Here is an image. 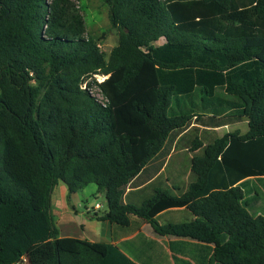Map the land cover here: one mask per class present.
I'll return each instance as SVG.
<instances>
[{
    "label": "trees",
    "instance_id": "obj_1",
    "mask_svg": "<svg viewBox=\"0 0 264 264\" xmlns=\"http://www.w3.org/2000/svg\"><path fill=\"white\" fill-rule=\"evenodd\" d=\"M81 1L0 0V264H139L60 237V182L105 193L116 240L147 222L171 251L198 245L196 264H264L245 189L264 179V0H104L108 57Z\"/></svg>",
    "mask_w": 264,
    "mask_h": 264
},
{
    "label": "rangeland",
    "instance_id": "obj_2",
    "mask_svg": "<svg viewBox=\"0 0 264 264\" xmlns=\"http://www.w3.org/2000/svg\"><path fill=\"white\" fill-rule=\"evenodd\" d=\"M80 6L87 27V35L99 41L101 50L108 57L119 40L118 31L113 29L110 23L109 7L104 0H82ZM103 80V77L97 78L98 83ZM92 93L103 101L96 85L92 88ZM236 130L244 133L246 127L240 124L214 130L201 129L199 134L204 143L208 144L216 138L223 137L229 131ZM245 189L247 198L251 197V213L253 215H264V179H250ZM97 191L98 188L95 184H91L75 194H69L68 187L63 182L56 186L52 194V213L62 236L98 242L112 239L111 224L108 221L99 220V218L105 216L108 210L105 193ZM187 218H189V215L181 220ZM142 231L139 236L141 239L145 238V234H151L153 230L145 227ZM197 247L199 246L193 244L187 247L190 258L198 254ZM159 262L162 263L163 261ZM170 262L168 260L169 264H171Z\"/></svg>",
    "mask_w": 264,
    "mask_h": 264
},
{
    "label": "crops",
    "instance_id": "obj_3",
    "mask_svg": "<svg viewBox=\"0 0 264 264\" xmlns=\"http://www.w3.org/2000/svg\"><path fill=\"white\" fill-rule=\"evenodd\" d=\"M180 212L181 211H176V210H174L173 212V217L174 219H176V221L182 219ZM160 223L163 222L160 221ZM145 227L153 230L150 224L148 225V223L146 222L141 225L140 230H137L136 232H134L129 236L118 238L117 240L114 239L113 234H111L112 239L110 241H102V242H98L94 240H87V241L93 243L98 242V243L117 245L127 256H129V258H131L133 261L139 264H169L168 260L171 261L170 262L171 264H175L173 258L174 256L178 257V259L181 260L182 259L191 260L193 264H196V262L189 257L187 250V247L190 246L191 244L196 246L194 242L188 241L185 243L183 240L173 239V241H175L174 243L175 250L171 251L170 249L171 239L167 237L158 236L157 234H155L154 230L152 231L151 234H145V238L141 239L139 236L141 234V231ZM60 237H67V236H62L60 233ZM72 238H76V237H72ZM82 240H86V239H82ZM197 248L199 249V247ZM159 261H163V262L160 263ZM18 264H29V262L27 261V259H24L22 262Z\"/></svg>",
    "mask_w": 264,
    "mask_h": 264
},
{
    "label": "built area",
    "instance_id": "obj_4",
    "mask_svg": "<svg viewBox=\"0 0 264 264\" xmlns=\"http://www.w3.org/2000/svg\"><path fill=\"white\" fill-rule=\"evenodd\" d=\"M101 77H103V78H104V80L106 79V77H105V76H101ZM98 78H99V77H98ZM104 80H103V81H104ZM103 81H102V82H103ZM102 82H100V83H102ZM97 88H98V87H97ZM91 92H92V90H91ZM88 210H90V209H88Z\"/></svg>",
    "mask_w": 264,
    "mask_h": 264
}]
</instances>
